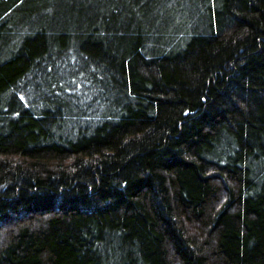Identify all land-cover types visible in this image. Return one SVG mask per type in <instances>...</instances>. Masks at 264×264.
Returning <instances> with one entry per match:
<instances>
[{"label": "trees", "instance_id": "16d2710c", "mask_svg": "<svg viewBox=\"0 0 264 264\" xmlns=\"http://www.w3.org/2000/svg\"><path fill=\"white\" fill-rule=\"evenodd\" d=\"M0 264H264V0H0Z\"/></svg>", "mask_w": 264, "mask_h": 264}]
</instances>
